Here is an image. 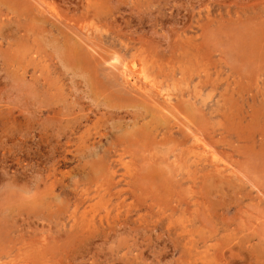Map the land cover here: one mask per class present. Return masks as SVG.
I'll use <instances>...</instances> for the list:
<instances>
[{"label":"rangeland","instance_id":"obj_1","mask_svg":"<svg viewBox=\"0 0 264 264\" xmlns=\"http://www.w3.org/2000/svg\"><path fill=\"white\" fill-rule=\"evenodd\" d=\"M20 1L0 0V264H264V0ZM68 38L145 77L163 124L89 87Z\"/></svg>","mask_w":264,"mask_h":264},{"label":"bare ground","instance_id":"obj_2","mask_svg":"<svg viewBox=\"0 0 264 264\" xmlns=\"http://www.w3.org/2000/svg\"><path fill=\"white\" fill-rule=\"evenodd\" d=\"M2 1H5L6 4L10 5V6H21L23 3L20 1V0H2ZM43 1V0H42ZM45 1V0H44ZM62 1V0H60ZM69 1V0H68ZM78 1V0H77ZM41 2V1H40ZM46 2V1H45ZM59 2V1H57ZM56 2V3H57ZM65 3V1H63ZM76 2V0H75ZM44 4V2H42ZM73 3V1H72ZM78 3V2H77ZM26 4V3H25ZM50 4V3H48ZM53 4V3H52ZM55 4V3H54ZM53 4V5H54ZM85 4V2H84ZM3 5V3H2ZM7 5V6H8ZM39 5V4H38ZM37 5V6H38ZM75 5V3H74ZM44 6V5H43ZM51 6V5H50ZM73 6V5H71ZM36 7V6H35ZM75 7V6H74ZM79 7V5L77 6V8ZM81 7V6H80ZM7 8V7H6ZM16 8V7H15ZM50 8V7H49ZM66 8V7H65ZM70 8V7H69ZM72 8V7H71ZM30 9V8H29ZM34 9V8H33ZM68 8H66L67 10ZM74 9V8H73ZM39 10V9H38ZM49 10V9H48ZM52 10V9H51ZM50 10V11H51ZM70 10V9H69ZM72 10V9H71ZM54 11V10H53ZM73 11V10H72ZM40 12V11H39ZM55 12V11H54ZM35 13V12H34ZM43 13V12H42ZM48 14V13H47ZM39 15V14H37ZM66 15V14H65ZM73 15V14H72ZM76 15V14H75ZM73 15V17L75 16ZM71 16V15H70ZM69 16V17H70ZM65 19V18H64ZM60 21V20H59ZM38 22V21H37ZM43 22V21H42ZM53 22V21H52ZM56 22V21H55ZM65 22V21H64ZM74 22V21H73ZM58 23V22H57ZM66 23V22H65ZM44 24V23H43ZM52 24V23H51ZM59 24V23H58ZM75 24V23H74ZM41 25V24H39ZM57 25V24H55ZM69 25V24H68ZM67 24H65L64 28L65 27H68ZM47 26V25H46ZM70 26H72L70 24ZM69 26V27H70ZM12 27V26H11ZM51 27V26H50ZM53 27V26H52ZM75 27V26H73ZM37 28V27H36ZM40 28V26H39ZM47 28V27H46ZM77 28V27H76ZM75 28V29H76ZM4 29V28H3ZM42 29V28H41ZM63 29V27H62ZM45 30V29H44ZM49 30V29H48ZM50 31V30H49ZM75 31V30H74ZM65 31H63L64 33ZM67 32V31H66ZM70 32V31H68ZM55 35L57 36V32H54ZM62 33V34H63ZM72 33V32H71ZM70 33V34H71ZM141 33V32H140ZM139 33V34H140ZM73 34V33H72ZM84 34V33H83ZM132 34V33H131ZM74 35V34H73ZM71 35V36H73ZM80 35V34H79ZM82 35V34H81ZM48 36V35H47ZM77 36V34H76ZM84 36V35H83ZM96 36V34H95ZM66 37V36H65ZM78 38H80L79 36H77ZM76 37V38H77ZM87 37V36H86ZM71 38V37H70ZM68 38V39H64L65 42H64V45L65 47L60 50L58 48L57 52L59 54H61V58L62 59H65L64 62H66V60L69 61V63L73 64L74 65V69L76 68V70L80 71L82 74H84V77L86 79V81L88 82L87 84L89 85V87H94V85L96 87H101L103 88L104 90L108 91L109 94L112 95L113 98L115 99H126L128 102H130V106L132 107V110L133 109H136L134 111L130 110V113H131V118L133 119V124H135L139 118H144L145 116H149L150 117V120L153 122H159L163 124V120L161 118H167V117H162V110H167L165 109L166 107H164V105H160L158 102H155V99L153 98V95H155V93L153 95H150L149 94V91L148 89L151 88V86H149L147 88V83H145L143 81V79L145 77H138V75H134L133 73L135 72H132L130 69H128V67L126 66V63H123V62H120L118 61V63H112L111 67L109 66H103V64H105L106 62V59H103L102 61H100L101 59H98V60H93V57L92 59L90 60L89 57L84 53L82 52V49L80 47V45L77 43H70L69 41L73 38ZM89 38V37H88ZM97 38V36H96ZM58 39V38H57ZM100 39V38H99ZM145 39V38H144ZM61 40V39H60ZM74 40V39H72ZM77 40V39H75ZM90 40V39H89ZM137 40V39H136ZM147 40V39H146ZM56 41V40H55ZM82 41L81 43H83L84 40H80ZM87 40H85L86 42ZM95 41V40H94ZM54 43V42H53ZM58 43V42H57ZM93 43V42H91ZM85 44V43H84ZM87 44V43H86ZM59 45V44H58ZM61 45V44H60ZM55 46V45H54ZM89 46V45H88ZM99 46V44H98ZM58 47V46H56ZM59 47H62V46H59ZM87 49V48H86ZM89 49V48H88ZM87 52V51H86ZM89 52V50H88ZM55 53V52H54ZM95 53V52H94ZM109 53V52H108ZM86 56H85V55ZM114 54V53H113ZM121 54V53H120ZM57 55V54H56ZM91 56V55H90ZM99 56V54H98ZM103 56V55H102ZM111 56V55H110ZM97 57V56H96ZM123 57V56H122ZM136 57V56H135ZM100 58V57H99ZM104 58V56H103ZM111 58V57H110ZM113 59H115L116 57L113 56L112 57ZM131 58H129L130 60ZM124 60V59H123ZM131 62V61H130ZM108 63V62H107ZM110 64V63H109ZM128 64V62H127ZM135 64V63H134ZM69 65V64H68ZM136 65V64H135ZM70 66V65H69ZM113 68V69H111ZM130 68V67H129ZM71 69V68H70ZM79 73V72H78ZM118 78H120L122 80L123 83H125L126 85L123 87L121 85V83H119L118 81ZM155 88V87H154ZM98 89V88H97ZM103 90V91H104ZM152 91V90H151ZM195 92V91H194ZM90 93V92H89ZM107 93V92H106ZM101 94V93H100ZM152 94V93H151ZM103 96V95H102ZM100 97V96H99ZM161 97V96H160ZM101 98V97H100ZM107 98V97H106ZM111 98V99H113ZM36 100V99H35ZM107 100V99H106ZM125 100V102H126ZM34 101V100H33ZM95 102V100H93ZM101 101V100H100ZM109 101V99L107 100V102ZM157 101V100H156ZM99 102V101H98ZM96 102V103H98ZM104 102H105V97H104ZM122 102V101H121ZM127 102V103H128ZM163 102V101H162ZM35 103V102H34ZM110 103V102H109ZM108 103V104H109ZM171 104V102H169ZM105 104V103H104ZM36 105V104H35ZM110 106V105H109ZM115 106V105H114ZM113 106V107H114ZM126 106V105H125ZM129 106V105H128ZM116 107V106H115ZM168 112V111H166ZM29 113V112H28ZM119 113V112H118ZM161 113V114H160ZM52 114V113H51ZM116 114V113H115ZM114 114V115H115ZM125 115V114H123ZM121 115V116H123ZM117 116V114L115 115ZM120 117V115H119ZM129 119V118H128ZM147 119V117H146ZM161 119V120H160ZM111 120V119H110ZM149 118H148V121L150 122ZM147 121V122H148ZM117 122V121H116ZM112 124V123H111ZM120 123H118L119 125ZM132 124V125H133ZM146 124V123H145ZM161 124V125H162ZM117 125V124H116ZM143 125V124H142ZM154 125V123L152 124ZM156 125V123H155ZM159 125V124H158ZM121 126V125H120ZM134 126V125H133ZM147 126V125H146ZM157 126V125H156ZM155 126V127H156ZM188 126V125H187ZM117 127V126H116ZM129 127V126H128ZM138 127V126H137ZM185 127V126H184ZM132 130L135 128V127H131ZM113 129V128H111ZM118 129V128H117ZM142 129V127H141ZM147 129V128H146ZM128 130V129H127ZM139 130V129H137ZM189 130V129H188ZM135 131V130H134ZM134 131L131 132V129L128 130V132L130 133H133ZM137 132V131H136ZM140 132V130H139ZM156 133V132H155ZM143 134V133H142ZM141 134V136H143ZM193 134V133H192ZM127 136V135H126ZM137 136V135H136ZM116 137V136H115ZM128 137V136H127ZM125 138V137H124ZM129 138V137H128ZM140 138V137H139ZM121 141V140H120ZM119 141V142H120ZM124 142V141H123ZM118 144V143H117ZM127 144V143H126ZM132 144V143H131ZM135 144V143H134ZM182 144V143H181ZM204 149V148H203ZM112 151V150H111ZM211 151V150H210ZM203 152V151H202ZM213 152V151H211ZM120 153V152H119ZM202 154V153H201ZM212 154V153H211ZM81 155V154H80ZM121 155V154H120ZM119 155V156H120ZM206 155V154H205ZM205 155H203L205 157ZM122 156V155H121ZM212 156V155H211ZM203 157V158H204ZM201 158V159H203ZM210 158V157H209ZM140 159V158H138ZM198 159V158H196ZM206 159V158H205ZM101 160V159H100ZM137 160V159H136ZM210 160V159H209ZM130 162V161H129ZM128 162V163H129ZM204 162V161H203ZM213 162V161H212ZM126 163V162H125ZM200 164V163H199ZM213 164V163H212ZM216 164V163H215ZM130 165V164H129ZM201 165V164H200ZM217 165V164H216ZM158 169V168H157ZM210 170V169H209ZM217 170V169H216ZM143 171V169H142ZM214 171V170H212ZM221 171V170H219ZM157 172V171H156ZM218 172V171H217ZM210 173V172H209ZM214 173V172H213ZM9 175V174H8ZM101 175V174H100ZM206 177V176H205ZM186 184V183H185ZM48 186V185H47ZM44 195V194H43ZM38 196V195H37ZM33 197V196H32ZM38 205V204H37ZM19 209V208H18ZM22 212V211H21ZM54 212V211H53ZM39 213V212H38ZM48 214V213H47ZM55 217V216H54ZM21 220V219H20ZM49 220V219H48ZM17 221V220H15ZM30 221V220H28ZM14 223V222H13ZM16 223V222H15ZM56 223V222H55ZM74 223V222H73ZM4 224V223H3ZM30 225V224H29ZM71 226V225H70ZM8 227V226H7ZM23 227V226H22ZM58 228V227H57ZM9 229V228H8ZM74 231V230H73ZM77 231V230H76ZM45 232V231H44ZM92 232V231H91ZM10 233V232H9ZM20 233V232H19ZM59 234V233H58ZM58 236V235H57ZM76 236V235H75ZM67 237V236H66ZM19 238V237H18ZM58 238V237H57ZM61 238V237H60ZM68 238V237H67ZM69 240V239H68ZM80 240V239H79ZM78 240V241H79ZM35 241V240H34ZM65 241V240H64ZM47 242V241H46ZM68 243V242H67ZM69 245V244H68ZM56 246V245H55ZM60 246V245H59ZM7 253V252H6ZM36 254V253H35ZM48 257V256H47ZM25 261V260H24ZM4 262V261H3ZM26 262V261H25ZM67 262V261H65ZM20 263V262H19Z\"/></svg>","mask_w":264,"mask_h":264}]
</instances>
